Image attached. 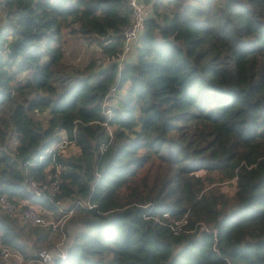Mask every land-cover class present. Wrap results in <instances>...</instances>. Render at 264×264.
I'll return each mask as SVG.
<instances>
[{"label":"trees","instance_id":"obj_1","mask_svg":"<svg viewBox=\"0 0 264 264\" xmlns=\"http://www.w3.org/2000/svg\"><path fill=\"white\" fill-rule=\"evenodd\" d=\"M146 3L120 62L124 0H0V194L81 227L66 244L0 207L23 264L60 241L55 264H264V0Z\"/></svg>","mask_w":264,"mask_h":264},{"label":"built area","instance_id":"obj_2","mask_svg":"<svg viewBox=\"0 0 264 264\" xmlns=\"http://www.w3.org/2000/svg\"><path fill=\"white\" fill-rule=\"evenodd\" d=\"M130 9L129 19L126 25L121 29V35L123 39L122 53L120 55V62L124 59H129L134 57L136 46L138 45L139 38L144 29V21L150 15L148 5L146 0H124ZM61 141L58 143V148L61 154L64 156H69L73 154H78L80 149L76 145L73 139H69L64 131L61 133ZM63 146L69 148L67 153L63 152ZM48 179H52L50 173H46ZM27 188L31 193L39 195L40 185L36 180L28 179L26 180ZM52 190H55V182H53ZM79 203V202H77ZM71 205V204H70ZM0 207L17 217H19L23 222H26L30 226H41L50 228L52 231L65 232V224L68 218L72 214L70 207H58V213L56 214L54 210L42 207L40 204H27V202L22 201L18 203L12 202L5 193L0 194ZM88 207L92 205L88 204ZM168 214H163V217H167ZM155 220L160 221L159 218ZM186 220L182 218L179 221L173 220L170 222L169 227L174 231L180 229L182 224ZM204 226H201L199 230H204ZM0 256L1 258L9 263L15 260L17 264H23V256L21 252L11 245H5L0 236ZM65 258L66 256V245L63 241L58 242L53 248H38L32 252V256L28 259L27 264L31 262H37L39 264H55V257ZM226 264H231L227 260Z\"/></svg>","mask_w":264,"mask_h":264},{"label":"rangeland","instance_id":"obj_3","mask_svg":"<svg viewBox=\"0 0 264 264\" xmlns=\"http://www.w3.org/2000/svg\"><path fill=\"white\" fill-rule=\"evenodd\" d=\"M149 12L151 10V4L148 5ZM1 17H2V10L0 9V25H1ZM96 52L95 54L93 52ZM98 50H97V45L92 44V45H87L86 43L76 45L74 47H70L65 54V60L69 61L72 64H79L83 62L87 57H89L92 53L94 55H98ZM105 64V62H103ZM24 76V75H23ZM22 75H20V79L23 78ZM69 151V148L63 146V152L67 153ZM224 191H228V193H231L234 190V185L233 182H230L228 184H223L221 187ZM60 207H70V203H63L60 205ZM81 228V227H80ZM77 225H70L67 228L65 227L66 231V237L64 240V243L69 244L71 241V235L76 231L80 229ZM11 261L8 263L10 264ZM0 264H3L0 262ZM5 264V263H4Z\"/></svg>","mask_w":264,"mask_h":264}]
</instances>
